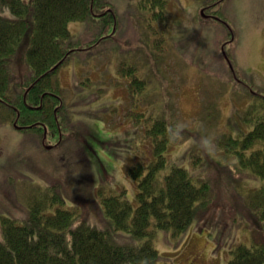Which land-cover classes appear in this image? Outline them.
Instances as JSON below:
<instances>
[{
  "label": "rangeland",
  "instance_id": "374dc122",
  "mask_svg": "<svg viewBox=\"0 0 264 264\" xmlns=\"http://www.w3.org/2000/svg\"><path fill=\"white\" fill-rule=\"evenodd\" d=\"M219 1L168 0L166 17L153 20L139 0H107L117 14L114 36L73 54L51 77L67 108L59 117L58 147L47 150L38 134L15 130L10 110L0 104V239L2 219L28 221L37 203L55 211L57 196L65 207L77 208L82 220L108 227L100 191L125 189V198L135 202V181L127 168L152 157L144 126L171 117L178 134L167 146L168 165L160 179L173 163L211 181L216 175L218 181H213L211 205L187 229L150 235L159 263L227 264L234 247L264 241L248 205L257 184L233 171L235 157L220 155L217 144L226 134L249 131L264 112V0ZM215 2L210 10L232 37L222 23L201 13ZM68 28L70 41L81 49L114 31L113 26L92 29L85 21H70ZM226 58L247 87L232 79ZM129 66L144 82L132 101ZM26 76H33L31 69L10 79V96L22 92ZM52 133L50 143L59 139L57 131Z\"/></svg>",
  "mask_w": 264,
  "mask_h": 264
},
{
  "label": "trees",
  "instance_id": "16d2710c",
  "mask_svg": "<svg viewBox=\"0 0 264 264\" xmlns=\"http://www.w3.org/2000/svg\"><path fill=\"white\" fill-rule=\"evenodd\" d=\"M167 2L140 0L139 3L151 18L162 20L166 17ZM215 5L216 2L206 6V13L217 15L210 10ZM70 21H86L92 29L107 28L116 24V15L105 0H0V104L18 107L24 124L40 121L53 128V105H59L58 100L53 98L51 102L41 95L49 86V70L75 52V44L70 41ZM114 33L94 40L89 48L111 39ZM30 69L33 76H26L25 86L20 87L22 92L10 96V79L17 78L20 70ZM25 87L30 88L25 98L27 104L40 109L25 108ZM246 120L250 121V117ZM254 120L249 131L226 134L217 144L220 155L235 157L231 164L233 171L257 184L248 205L259 222L261 237L264 234V112ZM145 133L153 142L152 157L127 168L135 181V202L125 198V189L109 195L100 191L108 227L97 228L82 220L77 208L65 207V201L57 196L55 211L37 203L28 221L1 220L0 264H167L159 263L160 254L149 240L150 235L157 230L177 234L187 229L197 214L211 205L213 181L218 180L216 175L212 174L211 181L203 174L194 175L173 163L160 179L159 174L168 165L167 146L178 134L177 123L171 117L155 118L149 127L144 126ZM119 231L127 232L132 240L121 239ZM230 254L227 264H264V241L239 244Z\"/></svg>",
  "mask_w": 264,
  "mask_h": 264
}]
</instances>
